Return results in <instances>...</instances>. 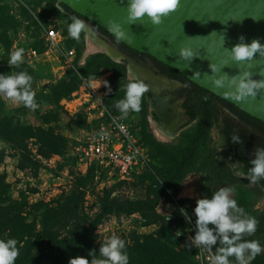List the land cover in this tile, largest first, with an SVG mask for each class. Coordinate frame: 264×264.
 <instances>
[{
    "label": "rangeland",
    "instance_id": "obj_1",
    "mask_svg": "<svg viewBox=\"0 0 264 264\" xmlns=\"http://www.w3.org/2000/svg\"><path fill=\"white\" fill-rule=\"evenodd\" d=\"M49 5L50 0H0V58L4 63L0 73L10 75L26 71L30 74L39 105L31 110L0 95V215L14 218L34 234L53 226L47 234H56V237L51 241L48 237L44 238L30 251V255H35L33 264H53L51 253L56 251L61 241L72 238L81 226H94L96 245L101 246L104 239L115 234L126 241L125 250L128 253L129 249H138L156 241L162 244L158 253L173 250L164 255V260H171L172 255H177L170 264H196L199 247L187 245L191 236L195 235L196 228L191 218L195 216L196 201L206 196L209 190L215 192L221 187L235 189V184L224 180L210 183V176H206L203 168L191 171L182 181L177 194L172 199L162 198L157 205L159 214L165 218L173 217L175 204L183 200V207L178 204L182 215L177 214L170 224L166 220L145 224L138 213L116 217L115 214H105L103 206L110 198L143 199L148 186L160 178L161 150L146 140L149 162L126 180L111 178L100 166L86 170L78 161L77 151L80 144L101 127L100 120L96 118L98 111L90 113L89 106L94 104L97 106L95 110L111 111L125 95L124 79L130 80L133 76L148 84L155 94L171 96L180 121L169 132L160 119L154 121L152 114L155 113L148 92L142 99L141 111L129 112L123 118L144 141L148 134H152L158 142H176L182 131L197 123L184 126L190 121L185 114L187 107L182 104L184 98L180 96L185 92L184 86L162 78L158 72H155L157 77L154 74L153 77H141L132 63L128 68L125 66V72L121 66L109 65V60L123 64L122 59L115 61L104 48L88 51L89 39L111 45L94 25H90V31L81 33L84 46L77 61L80 40H74L68 34V24L72 19L69 14L52 11ZM60 9L64 12L62 7ZM49 23L69 36L65 47L76 50L70 64L44 54V36ZM17 48L24 49V62L19 67L10 66L7 60ZM29 48H37L39 56L29 60L26 56ZM91 54L101 56L82 71L81 66ZM150 69L153 71V68ZM105 80L111 92L104 86ZM225 112L228 113L227 110ZM115 114L122 116L117 108ZM222 119L223 113L218 121ZM215 123L211 129V141L216 148V158H222L225 147L221 144L220 127L214 126ZM155 127L163 130L165 138L155 135ZM55 140L56 144L53 143ZM53 147L60 153H56ZM247 185H251L249 180ZM235 194L234 191L232 198ZM254 206L260 210L264 208V194ZM184 211L190 220L185 218ZM15 221L12 223L19 224ZM23 253H20L23 257L21 263L25 264L28 252ZM62 255L71 258L66 252ZM159 258L156 255L148 260L150 264H164V260L158 263ZM230 260L235 264L234 257ZM251 264H264V252L257 255Z\"/></svg>",
    "mask_w": 264,
    "mask_h": 264
},
{
    "label": "clouds",
    "instance_id": "obj_2",
    "mask_svg": "<svg viewBox=\"0 0 264 264\" xmlns=\"http://www.w3.org/2000/svg\"><path fill=\"white\" fill-rule=\"evenodd\" d=\"M179 3L180 0H127V21L132 24L143 21L147 17L151 24L159 25L162 23L163 17L174 11ZM87 31H90V26L84 20L72 17L71 23L68 24V34L72 39L80 40L81 33ZM109 31L117 42L128 37L124 27L115 21L109 22ZM223 44L224 36H222V46ZM224 49L238 64L247 61L248 68L255 67V64L260 62L256 59V54L259 57H264V43H261L259 39H253L248 43L245 42L243 36H240L239 42L234 44L231 49ZM23 53V48H17L11 52L8 64L19 67L24 62ZM179 56L181 59L191 62L193 57L199 55L191 48L181 47ZM224 65L227 64H222L220 67L210 65L212 73H220V69ZM194 74L200 75L198 71ZM252 75L251 71H243L233 76L223 73L222 76L214 77L213 83L217 88H227L228 91L225 94L232 99L245 101L249 97L256 98L258 92L264 90V79H252ZM259 75L264 76V70ZM32 81L33 77L26 71L10 75L0 73V95L35 110L39 105L35 99L36 93L32 89ZM103 84L111 92L108 81H103ZM148 91L149 85L133 76L124 85V97L115 104L122 117H127L129 112H140L142 99ZM105 135L103 134L101 138H104ZM231 140L233 143L240 141L238 131L231 135ZM250 162L247 179L251 183L264 180V146L256 147L255 158ZM230 164L233 167L239 166L238 161ZM241 175L244 174L241 173ZM234 191L235 189L231 187H221L212 192L210 197L204 196L196 201L194 208L195 235L191 236L187 245L210 252L213 251V246L219 245L218 248H215L211 264H233L230 260L231 257L235 258V264H251L257 255L264 252V246L258 240L244 239L245 235L251 236L256 232L258 221L255 217L248 215L245 209L239 206L237 200L232 198ZM183 214L186 219L190 220L186 211ZM19 243L16 238L0 239V264H15L19 256ZM125 249L126 241L113 234L102 241L99 257L95 251H90L91 260L83 256H76L69 258L68 264H129V255Z\"/></svg>",
    "mask_w": 264,
    "mask_h": 264
},
{
    "label": "trees",
    "instance_id": "obj_3",
    "mask_svg": "<svg viewBox=\"0 0 264 264\" xmlns=\"http://www.w3.org/2000/svg\"><path fill=\"white\" fill-rule=\"evenodd\" d=\"M49 7L52 11L69 14L71 19L72 17L82 18V16L72 11L65 4L58 3L57 0H50ZM60 7L64 9V12L61 11ZM99 29L107 33V35L111 36V34L106 32L104 29L100 27ZM121 45L128 47L123 43H121ZM83 46L84 40L80 39L77 61H79V59L81 58ZM128 49L130 48L128 47ZM98 56H101V54L89 55L85 64L81 66V70H87L90 65L94 64V60ZM151 59L161 65L165 69V72L169 77L180 79L190 85V87H192L189 102H191L190 105H192L193 108V118L197 120V123L195 124V126H190L182 131L180 136H178L176 142L169 143H161L156 141L153 138L152 134H148L147 139H145L144 141L137 133L133 131L137 136H139L140 142L147 148V150L148 147L146 145V140L149 143H154L158 150H161L160 152L163 159L159 168L160 178L155 179L148 186L146 195L143 199L132 200L110 198L104 204L103 212L105 214H115L116 217L138 213L144 219L145 224H152L162 220H166L170 224L173 222L174 217L177 214L182 215L178 204L183 207L184 201L178 200V204H175L176 206L173 217L169 218H165L158 213L157 205L162 198L172 199V197L177 194L182 181L189 172L200 170L201 168H203L206 176H210L212 178V180H210V177L208 178L210 183L215 182L216 180H224L228 184L236 185V194L234 196V199L237 200L239 206L245 209V212L248 215L255 217L258 221L256 232L251 236L245 235L244 239L258 240L261 245L264 246V208L260 210L254 206L256 200H258V198L262 196L264 192L259 186L253 187L251 185H247L248 180L237 177L234 174V170H231L230 166L224 159L216 158V148L211 141V129L213 127V123L216 121L215 118L217 115V111L220 110L219 105L231 108L233 111L242 115L243 117H246L250 121L259 122L262 125H264V123L235 107L233 104L223 100L222 98H219L212 92L201 88L197 84L191 82L174 68L158 62L154 58ZM108 62L109 65L112 66H121V68L125 72V64H118L113 62L112 60H109ZM128 81L129 80H126L125 78L124 84H126ZM115 104L111 109L112 113H116ZM228 141L229 142H226V144L229 145V148L231 150V157L233 159L245 161L246 165L249 168L251 166V162L241 153L239 144L237 142L233 143L232 140ZM56 142V140L53 141L54 144H56ZM53 149L56 153H60V150H57L54 147ZM94 166L95 165L89 168H92ZM248 168H244L243 171L245 173L248 172ZM212 192L214 191H208V197L211 196ZM187 212H189V209H187ZM191 220L195 226L196 215L193 216ZM12 221H15L14 218L7 217L3 214L0 215V239L16 238L20 242V245H18L19 256L17 257L15 264H23L21 263L23 257L20 255V253L24 254L23 252H28V254L25 255V258L28 259V262H26L25 264H33L32 259H34L35 255H30V251H32L44 238L48 237V239L51 241L56 237V234H47V232H49L53 226L48 227L47 230L43 232L34 234L29 229H26L23 226L24 224L22 225L18 221L15 222H18L19 224H15L12 223ZM209 226L212 227V225ZM95 239L96 235L94 234V226L91 228L81 226L79 231H77L72 238L66 241H61L60 244H58L56 251H53V253H51V260L54 261L53 264H68L69 258L62 255V253L64 252L68 253L71 257L83 256L91 260L89 252L95 251V253L99 257L100 245H96L94 243ZM161 246V243L152 241L146 246L141 245L140 247H138V249H129V264H150L148 258L154 257L156 255L160 256L158 263L161 262L162 260H164V255L166 253L173 252L172 249H166L167 252H160V254L158 253V249H160ZM214 248L215 246H213V249ZM176 257L177 255H172L171 260L165 258L164 264H170Z\"/></svg>",
    "mask_w": 264,
    "mask_h": 264
},
{
    "label": "water",
    "instance_id": "obj_4",
    "mask_svg": "<svg viewBox=\"0 0 264 264\" xmlns=\"http://www.w3.org/2000/svg\"><path fill=\"white\" fill-rule=\"evenodd\" d=\"M57 1L82 16L89 26L100 27L113 38L109 22L120 23L128 37L119 42L174 68L191 82L264 123V90H260L254 99L249 97L245 101H236L225 94L227 88H217L213 83V78L223 73L233 76L243 71H251L252 79H264L259 75L264 70V57L256 54L260 62L248 68L247 61L238 64L224 49H231L239 42L240 36L248 43L253 39L264 43V0H180L177 8L163 17L159 25L151 24L147 17L129 24L127 0ZM181 47L191 48L199 56L193 57L191 62L185 61L179 56ZM225 63L227 65L220 69V73H212L210 65L220 67ZM197 71L199 76L194 74ZM151 93L155 94L153 91ZM164 107L166 111L170 108L168 105Z\"/></svg>",
    "mask_w": 264,
    "mask_h": 264
},
{
    "label": "built area",
    "instance_id": "obj_5",
    "mask_svg": "<svg viewBox=\"0 0 264 264\" xmlns=\"http://www.w3.org/2000/svg\"><path fill=\"white\" fill-rule=\"evenodd\" d=\"M68 37L62 29L49 23L44 36V54H50L60 62L70 64L72 58L76 56V50L65 47ZM26 56L29 60H33L39 56L38 49H27ZM3 65L0 58V69ZM96 107L92 104L88 110L95 114L98 111L99 114L96 118L100 120L101 127L77 148L78 161L86 170L93 165L100 166L111 178L126 180L140 166L149 162L148 150L122 116L105 109L95 110ZM103 134L106 135L101 138ZM213 254V251L199 248L196 264H211Z\"/></svg>",
    "mask_w": 264,
    "mask_h": 264
},
{
    "label": "flooded vegetation",
    "instance_id": "obj_6",
    "mask_svg": "<svg viewBox=\"0 0 264 264\" xmlns=\"http://www.w3.org/2000/svg\"><path fill=\"white\" fill-rule=\"evenodd\" d=\"M81 19V18H80ZM101 36H104L110 43L106 44L103 41H101L105 46H109L112 48L114 53L121 54L122 63L125 64V66L128 68L129 63L134 64V66L139 70L141 77H151L153 74L155 77L158 75L164 77L165 79L179 83V85L184 86V91L180 96L184 98L182 104L187 107L186 113L190 117L189 123H187L184 126H190L191 122H196L197 120L193 118V108L192 105H188L189 97L192 92V87L188 85L186 82L177 79V78H171L167 75L165 72V69L159 65L157 62H155L153 59H151L149 56L145 54L138 53L136 51H132L131 49H128V47H125L124 45H121V43L117 42L115 38L107 35L104 31H101L99 27L95 26ZM116 49V50H115ZM118 50V52H117ZM148 67V68H147ZM153 68V71L150 68ZM158 72V75L155 73ZM153 77V76H152ZM148 82V80H146ZM153 83V81L151 82ZM150 98H151V105H160L161 103L164 104V106H170L168 111L165 110V112L158 113L153 108L152 117L154 121L157 118L160 119V122L165 126L167 131H171L176 126L177 122L179 120V116L177 114L176 108L173 105L172 97L166 96V95H160L158 93L152 94L151 90L148 91ZM151 106V107H152ZM220 106V110L217 111L216 115V123L214 126L220 127V138H221V144L225 147V152L223 153L222 159H224L227 164L230 166L231 170H234V174L243 179H247V173L244 172V168H248L245 161H240L238 159H233L231 156V150L229 148V145L226 144V142H229L228 140H231V135L236 133L238 131V134L240 136V141L237 142L240 147L241 153L247 157L250 161L255 158V150L257 146H264V125H262L259 122L250 121L246 117H243L242 115L236 113L231 108L227 106ZM227 110L228 113L225 111ZM223 113V119L221 122L218 120L220 119V115ZM194 126V125H192ZM163 132V130H162ZM165 132V131H164ZM238 161V167H233L230 163H234ZM249 169V168H248ZM243 173L244 175H241ZM251 186H259L262 191L264 192V180H260L257 183H251Z\"/></svg>",
    "mask_w": 264,
    "mask_h": 264
},
{
    "label": "bare ground",
    "instance_id": "obj_7",
    "mask_svg": "<svg viewBox=\"0 0 264 264\" xmlns=\"http://www.w3.org/2000/svg\"><path fill=\"white\" fill-rule=\"evenodd\" d=\"M89 44H88V51H93L94 50V48L97 50V49H100V48H104L105 50H106V52H108L109 54H110V56L112 57V58H117L118 59V57H120L121 56V54L119 53V54H117V53H114L113 52V50H112V48H110L109 46H105L104 44H101V43H99V42H94V41H92L91 39H89ZM89 53V52H88ZM108 54V55H109ZM152 106V105H151ZM152 108L155 110V111H157L158 113H161V112H165V107H164V105L161 103L160 105H153L152 106ZM154 133H155V135L158 137V138H160V139H162V138H165V136L166 135H164V133L162 132V131H160L159 129H157L156 127L154 128Z\"/></svg>",
    "mask_w": 264,
    "mask_h": 264
}]
</instances>
